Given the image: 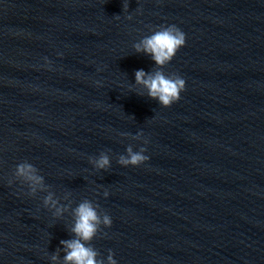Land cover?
Returning a JSON list of instances; mask_svg holds the SVG:
<instances>
[{
	"label": "water",
	"instance_id": "water-1",
	"mask_svg": "<svg viewBox=\"0 0 264 264\" xmlns=\"http://www.w3.org/2000/svg\"><path fill=\"white\" fill-rule=\"evenodd\" d=\"M168 25L186 42L159 68L134 45ZM129 145L149 159L119 165ZM85 200L112 220L86 242L105 264H264V0H0V264H65Z\"/></svg>",
	"mask_w": 264,
	"mask_h": 264
},
{
	"label": "clouds",
	"instance_id": "clouds-1",
	"mask_svg": "<svg viewBox=\"0 0 264 264\" xmlns=\"http://www.w3.org/2000/svg\"><path fill=\"white\" fill-rule=\"evenodd\" d=\"M118 18V16H117ZM131 19V16L128 17ZM185 33L176 25L161 26L152 35L147 36L134 45L137 52H143L150 55L152 60L159 68L167 65L176 55L177 51L185 45ZM62 55V54H60ZM135 81L148 90L147 94L151 99L158 100L164 107H170L174 102L180 99V93L185 89V81L179 75H165L163 71L155 73H146L144 70L135 72ZM140 94V93H138ZM141 133H138L133 139H139ZM145 148H140L134 152L133 147L129 145L126 149L127 155H121L118 158V164L121 166H139L146 162L149 157L144 155ZM89 163L97 169H108L110 158L107 153L101 152L98 158L90 157ZM14 176L19 178L28 186L30 195H34L39 186L44 190L43 176L39 174L38 169L31 163L24 161L19 163L14 172ZM12 181H9L11 183ZM105 197L108 193H104ZM53 194L49 193L44 197L45 206L56 205ZM61 209L57 208V213ZM75 225L72 232L77 239L63 240L61 244L65 249V264H105L104 260H97L98 252L92 247L86 246V242L91 241L98 233L101 223L104 227H111L112 220L108 214L102 218L99 216L97 206L89 200L80 203L75 209ZM52 260H57L58 256L53 255ZM107 264H117L113 258V253L109 250Z\"/></svg>",
	"mask_w": 264,
	"mask_h": 264
}]
</instances>
